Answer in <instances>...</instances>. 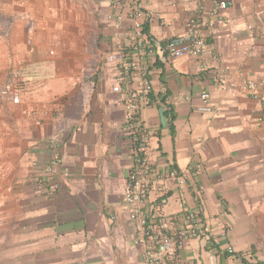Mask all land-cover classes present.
<instances>
[{"label": "crops", "instance_id": "0c3cea01", "mask_svg": "<svg viewBox=\"0 0 264 264\" xmlns=\"http://www.w3.org/2000/svg\"><path fill=\"white\" fill-rule=\"evenodd\" d=\"M226 1L228 22L212 27L217 0H140L155 41L197 17L207 45L200 57L152 59L141 112L157 131L154 165L184 177L163 208L168 225L181 224L183 199L208 227L207 239L180 244V264H264V117L241 89L264 78V0ZM119 13L112 0H0V88L20 87L19 103L0 93V264H143L124 198L134 162L125 93L105 59L133 23L124 14L116 25ZM51 153L61 186L47 196L30 177Z\"/></svg>", "mask_w": 264, "mask_h": 264}, {"label": "built area", "instance_id": "2783aa9c", "mask_svg": "<svg viewBox=\"0 0 264 264\" xmlns=\"http://www.w3.org/2000/svg\"><path fill=\"white\" fill-rule=\"evenodd\" d=\"M112 1L113 7L120 10L116 25L121 26L124 14L133 22L129 32L121 39L123 41L105 56L106 61L117 68L113 90L125 93L126 126L134 143V162L126 183L125 202L130 219L137 229V244L141 248L143 264H180L176 257L180 244L193 238L207 239L208 227L201 216L202 207L191 208L183 199L180 200L181 224L173 227L168 225L174 224V221L164 216L163 208L169 202L172 184H183L184 177L173 165L165 170H159L154 165L152 140L157 136V131L142 122L141 112L152 100V59L161 58L165 61L170 57L186 55L200 57L205 53L207 45L197 17L189 19L184 34L160 43L145 29L142 16L151 18V15L144 12L140 0ZM229 6V1L217 0L210 13L212 27L228 22L223 13ZM6 39L7 33L0 24V51ZM241 89L261 102L264 117V78L244 80ZM0 93L9 96L14 103L20 102V87L13 80L3 85ZM202 97L206 103L202 109L211 111L209 95L204 93ZM44 144L56 151L57 145L53 138L46 139ZM62 163L63 160L58 154L51 153L49 159L37 167L30 177L33 183L45 190L47 196L56 193L61 186L58 174ZM61 175L68 177L69 172L61 171ZM229 250L233 252L232 247Z\"/></svg>", "mask_w": 264, "mask_h": 264}]
</instances>
